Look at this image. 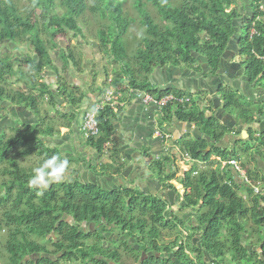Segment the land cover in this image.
Instances as JSON below:
<instances>
[{"label":"trees","instance_id":"16d2710c","mask_svg":"<svg viewBox=\"0 0 264 264\" xmlns=\"http://www.w3.org/2000/svg\"><path fill=\"white\" fill-rule=\"evenodd\" d=\"M236 1L134 0L132 10L138 17L134 21L125 6L126 0H0V43L6 40L15 45L30 44L36 53V56H24V61H18L20 66L17 70H14L13 59L0 55V103L7 101L14 106H22L38 120L31 125L11 128V136L0 133V233L4 230L10 233L4 247L7 260L4 264H35L24 259L31 253L39 255L43 249L38 250L28 234L43 236L50 232L59 237L54 244L56 264H74L78 259L81 264H105L93 255L80 256L72 252L79 250L84 234L77 229L72 230L64 220L65 216L61 215L70 210L69 196L76 200L79 210L90 209L98 216L97 207L100 205L102 216L109 224L112 222L110 218L115 217L124 229L131 226L145 233V239L139 242L143 253H131L128 244H122L125 254H134L135 264H174L170 256L181 264H264V194H254L253 191V187L264 189V131L253 128L257 124L255 117L264 121V102L249 101L226 86L219 87L216 95L222 102L223 111L230 115L234 113L237 126L247 128L248 136L242 140L238 134V140H234V136L229 147L223 148L222 142L231 134L235 135L236 130L227 129L216 119L211 102L203 100L205 91L194 95L174 89L159 91L148 81L158 68H185L199 73L201 65L198 59H203L209 69L204 77L215 76L225 47L234 35L236 23L242 25L238 55L244 75L251 87L264 91V3L262 0H250L251 16L243 22ZM57 9L61 14L56 12ZM91 18L100 22L96 30L98 50L107 53L112 64L119 67L117 70L111 68L103 88L112 87L121 94L135 90L156 100L172 96L174 100L162 109L159 129L175 118L180 123L194 126L200 136L198 139H179L174 144L175 152L171 151L170 155H163L157 161L148 160L149 155H144L147 158L145 167L158 177L165 189H174L167 182L175 179L180 171L171 170L177 151L203 164L197 171V165L190 162L189 171L176 179L184 190L182 208L192 212L195 221L190 227L171 211L167 216V202L160 197L126 187L108 194L95 183L61 182L56 184L57 188L54 187L58 195L59 224L54 229L48 223L45 211L48 208L42 204L45 198L48 200L49 193L37 196V190L28 186L34 167L54 155L65 159L59 149L49 148L43 142L45 138L57 136L59 131L54 129L52 119L39 116V101L44 100L55 110L56 98L63 99L73 111L67 119L56 110L60 119L66 122L60 128L66 129L84 98V94L62 82H57L61 91L55 95L41 78L44 67L51 65L41 34L48 35L51 42L64 40L66 47H61L62 43L58 46L59 57L64 60L61 61V72L68 73L72 68L81 73V56L75 57L66 35L70 32L74 39L84 38L80 23L90 25L88 19ZM135 24L137 27L134 29ZM251 30L255 32L252 36ZM127 33L132 34L133 41L129 42L125 37ZM123 38L132 46L128 57L121 43ZM50 48L54 50V44ZM53 71L58 73L55 68ZM7 77L17 83L22 82L25 89L6 91L3 86L8 84ZM115 119L114 111L109 108L99 112L96 117L99 138L87 140L84 146L98 156L114 153L107 146L115 134ZM241 156L263 164L261 171L257 167L239 165L249 183H238V173L230 165L220 166L221 162L239 161ZM31 158L36 160L33 166L29 169L21 166L23 160ZM114 158H117L115 153L109 160L113 163ZM80 162L79 158L72 156L68 159L66 172L72 163ZM120 170V167L115 168L106 162L100 163L99 170L90 165L88 171L95 180H112L114 176L108 173L119 175ZM73 172L76 173L75 170ZM242 189L246 199L239 194ZM34 197L38 198V203L32 202ZM10 201H16L15 205L9 207ZM19 202L23 203L22 206ZM77 215V222L81 223L83 217ZM165 239H172L170 245H165ZM192 239H197V243L193 244ZM90 249L99 251L100 247L97 244ZM174 249L177 251L173 252ZM95 255L121 264L117 253L100 251ZM36 264L52 263L41 257Z\"/></svg>","mask_w":264,"mask_h":264},{"label":"crops","instance_id":"0c3cea01","mask_svg":"<svg viewBox=\"0 0 264 264\" xmlns=\"http://www.w3.org/2000/svg\"><path fill=\"white\" fill-rule=\"evenodd\" d=\"M249 3L250 0H247V2L244 3V6L238 5V12L241 15V18H243V22L251 16ZM262 3H264V0H262ZM241 26L242 25H237L235 23L234 35L225 47V51L220 59L219 69L215 76L209 75L204 77L205 74L209 73V69L205 65L203 59H198V63L201 65V71L199 73L185 68H158L149 76V83L159 91L174 89L191 95L202 91L208 92L210 101L212 99L211 104L213 110H215L216 119L227 129H234L235 124L236 126L238 125L237 121L233 116L223 111L222 102L216 95L220 86H226L232 89L243 95L249 101H259V103L261 101L264 102V91L256 86L251 87L244 75L241 58L238 55V43L240 42L242 35ZM99 65L100 66H97L96 68L97 70H100L97 73L99 81H96L93 86L91 85L92 87H95V85L103 87V84L106 81V75L111 73L110 68L107 70V74L105 73L101 60ZM70 75L66 81L67 86L84 94V98L79 110L74 111L76 115L70 127H66L61 134L59 133L55 138H52V142L57 147L64 146L63 150L67 153L76 152L80 158L89 157L91 158V161L95 162L99 156L93 150L84 146L81 137L82 113L89 108L91 109L95 103L99 102L104 91L96 92L95 88H91L88 85H84L83 90L80 87V82L86 81V76H75L73 73H70ZM108 78L111 77L109 76ZM141 94L143 95V93L139 91L129 90L119 99L121 106L114 111L116 116L115 121H113L115 134L110 139V144H108L107 147L109 149L111 148V151L117 156V160H114V162H117V167L121 168V178L117 181L118 183L121 182L120 186L125 185L128 189H138L146 195L155 196L162 184L158 177L156 176L154 178L153 174L145 167V162L147 161V158L144 157L145 153L149 155L148 160L157 161L161 156L169 154L171 151L175 152L176 148L174 147V144L179 139H198L200 136L197 134V130L194 126L180 123L175 118H171L168 123L163 124L160 130L158 122L162 111L158 112L152 104H143ZM56 102L62 103L63 101L58 102L56 98ZM83 102H86V105H82ZM61 106L60 110L57 111L62 113V115H66L68 119L70 112H73L72 109L67 107L64 102ZM206 114L209 115V113ZM255 120L257 124L253 125V128L263 132L264 121H261V119L257 117H255ZM65 123L66 122L64 121L63 125H65ZM226 123L229 127L232 126V128H229ZM155 131L160 132L161 135H169L170 138H168V140L157 138L154 135ZM245 131H247V128H245ZM242 132L244 131H241L240 138ZM233 138L234 135L232 134L229 137H226L221 144L222 147H229ZM66 146L68 151L65 149ZM59 150L62 149L59 148ZM114 153L111 154L113 155ZM111 154H105L107 160L105 161L104 155V158L102 159L104 162L102 161V163L108 162L109 164H112L109 160ZM174 154L177 157L172 163V171L174 170L173 166L176 161L177 164L182 165V160L180 158H182L183 155L178 151ZM77 169L78 171H81V174L84 172L83 177H85V179L89 176V178H92L93 180V177L88 170L80 167H77ZM178 170H180L179 172L181 175L184 173L182 167ZM257 188L262 191L260 193L264 194V189Z\"/></svg>","mask_w":264,"mask_h":264},{"label":"rangeland","instance_id":"374dc122","mask_svg":"<svg viewBox=\"0 0 264 264\" xmlns=\"http://www.w3.org/2000/svg\"><path fill=\"white\" fill-rule=\"evenodd\" d=\"M134 0H126V8L127 10L130 11V15L133 17L134 21L138 20V17L135 13V11L132 10V5H133ZM247 2V0H237L236 1V5H237V10L239 11V6H244V3ZM151 10V14L154 15L155 12L152 8H150ZM56 12H58V14H61L60 10H56ZM90 25H88L87 23H80V27H81V34L84 38H82L81 36L77 37V38H72L73 34L68 32L66 37H67V41L68 45L73 49L74 51V55L77 58L78 56H81V64H82V72L78 73L76 72V70L70 68L68 71V73H64L61 72V66H62V62L64 61L63 58L59 57V49L58 46L61 44V47L65 48V43L64 40H60V42L58 43L56 42H51L49 41V36L46 34H41V39L43 41L44 44H46L47 47V53L49 56V59L51 60V65L49 66H45L44 68V72L42 74L43 80L47 83V85L49 86V89L52 90L55 93L57 84L54 85V82H62L66 84V81L68 80V78L72 75H70V73L75 74V76H86V81H81L80 82V87L83 89L84 85H88L91 88H95V91L97 92H103L105 89L103 87L97 86L95 85V87H92L96 81H99L98 79V71H100L99 69L97 70V66L99 67V63L100 60L102 62L103 65V69H105V73L107 74V70L110 68L112 69H119V67H116V65L112 64V58L109 57V55L107 53H102L98 50V45H99V41L97 39L96 36V30L98 28V26L100 25V22L96 19V18H91L88 19ZM137 27V24L133 25V28L135 29ZM129 40V42L133 41V36L131 33H127L126 36ZM121 43L124 45V51H125V55L126 57H128L130 55V50L132 49V46L130 47V45H128V42L123 38V41L121 40ZM51 44H54V50H51L50 46ZM25 48V49H24ZM32 54L35 56V53L31 50L29 51V49L23 45L19 48H16L15 46H13L11 43L9 42H1L0 43V55H9L10 58H15L14 59V68L18 69V67L20 66L18 64V59L23 58L24 56H32ZM134 64H132L133 66ZM53 68L56 69V71L58 73H54ZM111 69V70H112ZM115 71V70H114ZM105 74V75H106ZM70 75V76H69ZM74 76V75H72ZM41 77V78H42ZM8 84H5V86H3V89H5L6 91H19V89L24 90L25 87L23 86V83H17L15 81V79H8ZM92 85V86H91ZM84 90V89H83ZM56 95V93H55ZM202 97L203 100L205 102L210 101V97L208 95V92H206V94H204V92L202 93ZM58 102L62 101V99L57 98ZM212 101V99H211ZM210 101V102H211ZM259 102V101H257ZM262 102V101H261ZM62 103H57V107L55 108V110H53L44 100H40L38 103V111H39V116L41 118H44L46 116L45 119H52L53 120V127L54 129L58 130L60 132V134L64 131L63 129H60V126L63 125L64 120L60 119V115L56 113V110H60V107ZM82 105H86V102H83ZM10 106L9 103L7 102H3L2 104H0V116L4 115L7 116L6 111H4V109L8 108ZM2 110V111H1ZM11 111H13V109H10ZM16 115L10 117L8 115V117L4 118L3 120L0 121V133H5L6 136H11L13 133L10 130L11 128H16L19 127V125L21 123L24 124H28V122L30 123H34L35 121V116L31 113V112H27L26 110H24L23 108H19L16 107ZM215 111V110H214ZM76 115V114H75ZM231 116H233V118L236 120L234 113L231 114ZM227 124V123H226ZM225 124V125H226ZM228 126V124H227ZM229 127V126H228ZM229 128H232L229 127ZM234 129L236 130L235 132V138L234 140H238L239 136L238 134L241 133V131H245V127H243L242 125L240 126H234ZM246 132V131H245ZM190 137V136H189ZM248 137L245 136L244 140H246ZM189 139V138H187ZM45 144L48 145V147H53V145H51L52 143V139L47 140L45 139ZM64 146H60L59 150L60 153H64L65 151L63 150ZM65 149H67V146L65 147ZM209 150V147L206 149V152ZM68 151V149H67ZM67 156L73 155L75 158H79V155L76 154V152L73 153H67ZM64 158L66 156H63ZM104 158V157H103ZM107 160V157L105 156V161ZM257 160V159H256ZM83 163L87 166L89 165L91 158L89 157H84L83 158ZM102 161L104 162V160H101L100 163H102ZM36 163L35 159H28L26 160V162H21V166L29 169L31 166H33V164ZM91 163H95L93 161H91ZM238 164H243L245 166H250L253 168H258L260 171L263 169V164L262 162L258 161L255 162L254 160L251 159V157L245 158L244 156L239 157V161ZM75 163H72L70 166H74ZM99 165V163H98ZM146 165V162H145ZM197 168H198V164ZM98 167V166H96ZM176 169H181V165L174 163L173 166ZM174 171V170H173ZM89 172V171H88ZM182 172V170H181ZM244 174V173H243ZM84 175V172L82 173L81 176ZM181 175V173H176L175 175V179L171 180L169 183L174 187V189H165V196H161V198H163V200H165L167 202V205L169 206V211L175 213L177 215V217L179 219H182L185 223L187 227H190L192 225L195 224V221L193 220V216L189 212L188 210H184L182 208V197L184 196V190L182 189V187L180 185H178L176 179L179 178V176ZM153 177L155 178L156 175L153 174ZM85 178V177H84ZM237 182L238 183H242L243 181V177H241V175H237ZM138 190V189H135ZM139 191V190H138ZM175 191V192H173ZM164 194V193H163ZM239 194L246 199L247 195L244 191V189L240 190ZM256 194V193H254ZM160 197V195H159ZM181 206V207H180ZM1 207V205H0ZM4 209V208H3ZM2 211V208H0V212ZM166 215L168 216V211L166 212ZM6 230L2 231L0 233V264H4L7 263L6 260V255H5V238H6ZM172 242V239H166L165 240V244L170 245V243ZM192 243L196 244L197 243V239H192ZM188 256H190L191 258H193V256L191 254H189L187 252ZM133 255H128L127 258L122 257V264H135L133 261ZM173 257V256H172ZM206 260L209 261V259L206 257Z\"/></svg>","mask_w":264,"mask_h":264},{"label":"flooded vegetation","instance_id":"af4514ba","mask_svg":"<svg viewBox=\"0 0 264 264\" xmlns=\"http://www.w3.org/2000/svg\"><path fill=\"white\" fill-rule=\"evenodd\" d=\"M61 44V43H60ZM42 77V75H41ZM57 82H54V85H56ZM57 93L60 94V89L57 86L56 90ZM3 103V102H2ZM13 107V106H12ZM15 107V106H14ZM21 108V106H16ZM15 107V108H16ZM10 107L4 109V111H6L7 116L1 115L0 118L3 120L4 118L8 117V115L10 117L15 116L16 115V110L15 108L13 109V112L10 111ZM2 111V110H1ZM38 122V120H35L34 123ZM33 123L28 122V124H24L21 123L19 125L18 128L24 126V125H31ZM47 140H51V138H45ZM44 139V140H45ZM45 143V141H43ZM46 145V144H45ZM51 145H53V147L49 148H57L59 149L60 147H57L54 145V143L52 142ZM48 146V145H46ZM62 156H66L65 159H70L73 155L67 156V152L61 153ZM103 159V154L102 156H99L97 158V160L95 161V163H89V165H85L83 163V158H80L79 156V160H81L80 163L75 164L74 166H70L69 170L66 172V174L63 175L62 179L58 182H54L52 183L46 190L44 189H39V188H34L35 190H37V196H39L41 193H49V198L47 200V198L44 199V201L42 202V204L48 208L45 211H47V216H48V223L50 225H53V228H57L58 221H57V217H58V209H57V204H58V199H57V191H56V184L58 183H74V182H82L84 184L87 185H92L93 183H95V186L99 187L103 192H106L108 194H112L116 191H118L119 189L125 188L126 186L122 185L120 186L121 182L118 183L117 181L121 178V173L119 172V175L114 174V173H108V175H112L114 176V179L109 180L107 178H97L96 180L93 178H89V176L85 179L83 176H81V171H78L77 167H84L85 170H89V166L92 165L94 166L97 170H99V166H100V161ZM114 160H117L116 158ZM24 162H26V160H23ZM99 163V165H98ZM117 162H113L112 165L113 167L117 168ZM98 166V167H96ZM76 171V173H72V171ZM89 173H91V171H89ZM105 182V185H103V183ZM56 187V188H54ZM161 187V188H160ZM158 190V192H156L155 196L160 198L161 196H165V188L163 187V185H161ZM127 188V187H126ZM128 189V188H127ZM175 192V191H173ZM164 193V194H163ZM154 196V195H153ZM163 199V198H161ZM47 201H49V204L47 203ZM68 201V205L70 207V210H66L65 212H62V216H65V221L66 223H68L70 226H72V230L77 229L79 230V232H82L84 234V238L82 240H80V246L78 247L79 250L75 251L72 250L73 253H75L76 255H80V256H89V255H93L94 258L98 259V260H103V262L105 264H118L115 263L112 259L110 258H104L101 255L96 256L95 254L100 253V251H102L104 254H110V252H113L114 254L117 253L118 256L120 257V262L122 264V257L127 258V256L129 254H125L126 250L123 249L122 244L126 243L128 244V246L131 248V253H143V250L141 249L139 242L142 241V239H145L144 235L145 233H140L139 230L135 227H128L126 229H124L123 227H121L120 224V220L114 217V219L110 220L112 221L111 224L108 223V220L105 219L104 216H102V212L100 211V205L99 207H97V212H98V216L97 213H93L92 210H86V209H81L79 210V207L77 206V203L75 202L76 200L72 199L71 196H69ZM33 203H38V198L34 197L32 199ZM113 202V201H111ZM16 201H10L9 203V207L11 205H15ZM114 203V202H113ZM23 203L19 202V205L22 206ZM183 206V204H182ZM181 207V206H180ZM167 211L169 213V206L167 205ZM190 213L192 215V212H187ZM68 214H70V216H68ZM80 214L83 217V220L81 221V223L77 222L78 219V215ZM114 214V213H112ZM117 214V212H116ZM166 214V213H165ZM115 215V214H114ZM193 216V215H192ZM13 219V218H12ZM116 221V222H115ZM151 226V224H150ZM6 238H5V243L7 238H9L10 233L6 232ZM88 236V237H87ZM58 235L55 236L54 232H50V233H45L43 236H38L32 233L28 234V238L31 242H34L36 244V248L38 250L43 249V251L38 255H35L34 253H31L29 255V258H25L24 260L26 262H30V261H34L36 264V261H40V258L43 257L44 259H48L52 264H56V260H57V255L55 250V246L54 244L56 243ZM184 237H186V234L184 233ZM59 238V237H58ZM166 240V239H165ZM100 247L99 251H96L94 249H90L92 246L97 245ZM167 245V244H165ZM83 248V249H82ZM177 249H174L173 252H176ZM132 255V254H131ZM169 258L171 259H175L174 257L170 256ZM82 261H80L79 259L74 263V264H81ZM179 264V263H178ZM181 264V263H180Z\"/></svg>","mask_w":264,"mask_h":264},{"label":"built area","instance_id":"2783aa9c","mask_svg":"<svg viewBox=\"0 0 264 264\" xmlns=\"http://www.w3.org/2000/svg\"><path fill=\"white\" fill-rule=\"evenodd\" d=\"M255 32L253 30H251V36L254 34ZM142 95V94H141ZM142 102L143 104H152L154 105V107L156 108V110L158 112H161L162 109L173 99L172 96H166L163 98H160L158 100L153 99L151 96L143 94L142 96ZM119 98L120 95L116 94L114 92V90L112 89H107L100 97V102L96 105H94L93 107H91V109H87L85 111H83L82 114V124H81V131H82V135L83 138L85 140H96L99 136V131H98V126H97V121H96V116L100 111H103L105 108H109V109H115L116 106H121V103L119 102ZM154 135L157 138H160L162 140H168V138H170L169 135H161L160 132L155 131ZM168 151V150H167ZM166 152V150H165ZM190 162H194L196 164H198V168L196 169L197 171L199 169H201L203 167V164L200 162H196V161H192L187 154H184L182 156V170L184 173L188 172V170L190 169ZM230 165L233 170H235L238 175H241V177H243V182L245 183H249L247 178L245 177V174H243L244 172L239 168L238 162L235 160H231V161H227V162H221L220 166L221 168H224L225 166ZM254 193H260L262 191H260L257 187H254Z\"/></svg>","mask_w":264,"mask_h":264},{"label":"clouds","instance_id":"9594fccd","mask_svg":"<svg viewBox=\"0 0 264 264\" xmlns=\"http://www.w3.org/2000/svg\"><path fill=\"white\" fill-rule=\"evenodd\" d=\"M4 41H6V40H4ZM4 41H1V42H4ZM6 42H9V41H6ZM9 43H11V42H9ZM12 44V43H11ZM13 46H15L16 48H19V47H21V46H23V45H25L28 49H29V51H33V49H32V46L30 45V44H21V45H15V44H12ZM52 45V44H51ZM25 49V48H24ZM34 52V51H33ZM35 53V52H34ZM33 55V54H32ZM4 56V55H3ZM8 57H9V55H7ZM35 56H36V53H35ZM24 55H23V58H21V59H18V61H24ZM12 59V58H11ZM14 59L15 58H13V61H14ZM14 70H17V69H15L14 68ZM43 78V77H42ZM107 89H112V90H114L112 87H105V90H104V92L107 90ZM116 94H119L120 95V98L126 93H119V92H116V91H114ZM55 93L58 95V93L55 91ZM54 93V94H55ZM144 94V93H143ZM147 95V94H146ZM119 98V99H120ZM61 99V98H60ZM154 99V98H153ZM62 101H63V99H62ZM2 102H4V101H2ZM2 102L0 103V104H2ZM5 102H7V101H5ZM64 102V101H63ZM99 102H100V100H99ZM99 102H97V103H95L94 105H96V104H98ZM7 103H9V102H7ZM65 103V102H64ZM10 104V106H11V108L12 109H14L15 107H14V105H12L11 103H9ZM66 104V103H65ZM9 106V107H10ZM13 106V107H12ZM93 107V106H92ZM118 107H120V106H116V108L115 109H117ZM10 108V109H11ZM21 108H23L22 106H21ZM24 110H26L25 108H23ZM90 109V108H89ZM115 109H110V110H113V111H115ZM11 111V110H10ZM27 111V110H26ZM11 112H13V111H11ZM27 112H29V111H27ZM101 112V111H100ZM83 114V113H82ZM97 117V116H96ZM2 119H0V121H1ZM35 120H37V118L35 117ZM82 124V123H81ZM18 127H16V129H17ZM61 129H64V128H61ZM99 131V130H98ZM60 133V132H59ZM59 135V134H58ZM81 137H82V140H83V142H86L87 140H85L84 138H83V135H82V131H81ZM248 137V136H247ZM55 138V137H54ZM98 138H99V136H98ZM97 138V139H98ZM96 139V140H97ZM93 141H95V140H93ZM184 154H186V153H184ZM183 154V155H184ZM104 156V155H103ZM106 156V155H105ZM189 157V156H188ZM190 158V157H189ZM181 160H182V158H180ZM217 160V159H216ZM238 162V161H237ZM175 163H177V161L175 162ZM201 163V162H200ZM196 164V163H195ZM239 165V164H238ZM67 168H68V160L67 159H61L58 155H54V156H52V157H50V158H47V159H45L42 163H40L39 164V166H37V167H34L33 168V175L30 177V179L28 180V186L30 187V188H39V189H44V190H46L52 183H54V182H58V181H60L61 179H62V177H63V174L66 172V170H67ZM240 168V167H239ZM189 171V170H188ZM245 174V173H244ZM167 184H170L169 182L167 183ZM42 194V193H41Z\"/></svg>","mask_w":264,"mask_h":264},{"label":"water","instance_id":"95a60500","mask_svg":"<svg viewBox=\"0 0 264 264\" xmlns=\"http://www.w3.org/2000/svg\"><path fill=\"white\" fill-rule=\"evenodd\" d=\"M245 136H247V133L244 131V132H242L241 139L244 140ZM158 184H159V183H158ZM159 186H160V184H159ZM173 261H174L175 264H178V263H179L176 259H173ZM179 264H180V263H179Z\"/></svg>","mask_w":264,"mask_h":264}]
</instances>
